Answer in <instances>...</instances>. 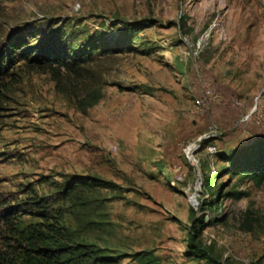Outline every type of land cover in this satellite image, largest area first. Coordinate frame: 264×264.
<instances>
[{"label":"rangeland","instance_id":"rangeland-1","mask_svg":"<svg viewBox=\"0 0 264 264\" xmlns=\"http://www.w3.org/2000/svg\"><path fill=\"white\" fill-rule=\"evenodd\" d=\"M61 36L124 51L0 72V215L36 223L26 203L48 199L106 264H207L194 230L223 263L264 264V182L226 160L264 136V0H0V56Z\"/></svg>","mask_w":264,"mask_h":264},{"label":"trees","instance_id":"trees-1","mask_svg":"<svg viewBox=\"0 0 264 264\" xmlns=\"http://www.w3.org/2000/svg\"><path fill=\"white\" fill-rule=\"evenodd\" d=\"M86 47L90 51L83 46H74L62 36L58 41L44 44L40 48L14 43L3 49L0 56V72L12 62L14 64L26 60L31 67L48 69L56 78L58 68L75 72L80 63L90 60L92 54L98 50L113 54L124 51L121 45L110 46L103 43L99 45L90 40L86 42ZM226 160L233 175L250 176L259 183L264 182V136L257 138L248 148L232 151ZM72 181L91 186H101L106 183L85 176L74 177ZM70 185L71 182L67 188ZM26 204L34 210L33 213L40 221L25 224L18 219L20 212L18 208H11L0 215V223L9 229L11 235L8 237L11 242L6 243L10 250L0 251V264H91L92 262L106 264L111 261L105 257H94L95 251L90 245L79 241L70 230L63 227L62 218L52 213L54 209L48 199L35 195ZM244 229L253 230L252 219L247 220ZM200 234L201 232L197 230L192 232L189 243L190 254L206 261L207 264H226L202 246L198 241ZM135 256L142 264H159L158 258L151 251H142Z\"/></svg>","mask_w":264,"mask_h":264},{"label":"built area","instance_id":"built-area-1","mask_svg":"<svg viewBox=\"0 0 264 264\" xmlns=\"http://www.w3.org/2000/svg\"><path fill=\"white\" fill-rule=\"evenodd\" d=\"M208 94H210V91L209 92H207ZM212 150H214V149H212Z\"/></svg>","mask_w":264,"mask_h":264}]
</instances>
